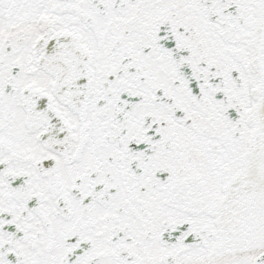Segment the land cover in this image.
<instances>
[{
    "label": "snow or ice",
    "instance_id": "1",
    "mask_svg": "<svg viewBox=\"0 0 264 264\" xmlns=\"http://www.w3.org/2000/svg\"><path fill=\"white\" fill-rule=\"evenodd\" d=\"M0 264H264V0H0Z\"/></svg>",
    "mask_w": 264,
    "mask_h": 264
}]
</instances>
